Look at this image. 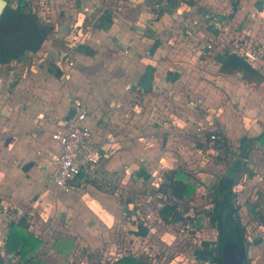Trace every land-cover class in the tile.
<instances>
[{"label": "crops", "instance_id": "crops-1", "mask_svg": "<svg viewBox=\"0 0 264 264\" xmlns=\"http://www.w3.org/2000/svg\"><path fill=\"white\" fill-rule=\"evenodd\" d=\"M46 1L48 4L49 0ZM51 1L50 11H36L43 21L55 26L54 32L40 50L28 52L21 62L0 64V71L2 70L0 87H3L6 81V86L0 92V98L4 92V99H7L4 104L0 103V114L6 116V124L0 122V129L10 131L4 136L5 139L2 140L3 136L0 137V145L4 143L3 141H8L13 147L7 148L10 152V160H14L12 158L14 155H21L20 158L25 161V168L30 170L28 172H32L37 178L41 173L44 175L48 185L55 190V192L44 190L42 194L45 199L46 197L53 199V193L61 195V199L54 204L48 205L44 202L38 210L40 214H36L32 222L29 214L28 221L30 230L46 243L45 251H39V254L41 252L43 254H38V257L50 264H62L60 261L63 258L71 259L73 254L63 251L66 248L61 247L59 242L68 244L81 241L85 248H95L104 242L115 243L119 240L120 234L116 232L121 226L123 234L127 229L132 232L130 236L135 242L139 239L152 238L155 227L150 219L151 216H149V224L152 225L147 228L129 208L132 201L123 202L119 188L113 187L111 191L103 190L97 183L98 179H103L100 176L101 166L104 175L118 178V181H122V175L132 182L140 180L142 184H146V177L151 178L157 174L158 177L152 182L156 191L163 183L167 170L179 167L187 169L175 165L174 162H178L176 158H140L137 152L132 153L133 151L124 148L127 146L126 142H131L133 146L141 145L142 141L152 145L158 140L157 142L161 141V145H164L169 140V143L174 142L176 146L180 143L187 149L189 147L187 143H193L198 146L199 155L214 159L215 146H212L207 139L210 132H217L221 136L216 146L222 150L221 155L228 153L224 149L227 143L231 148L233 147L231 139L241 136L253 138L264 133V80L261 83L248 82L242 73L226 74L220 71L222 61L230 52H235L238 45L247 46L252 43L256 48L262 47L264 17L261 13L264 12V0H200L201 6L197 10H193L194 5L188 1L177 0L182 7L178 9V13L184 14L183 17L174 11L172 13L171 10L174 8H170V12L164 13L162 17L156 16L146 0ZM235 2L237 6L233 5ZM210 8L222 10V14L215 13L213 17L215 19L213 30L200 26L194 29L192 20L199 21L200 19L195 20L197 15L202 16V13L205 11V14ZM208 34L213 35L212 39L207 36ZM207 43H212L213 48L207 56H204L203 52L207 50L204 46ZM65 50L76 51L79 57L85 58L91 56L88 51L93 53L97 50L111 51L113 57L121 55L123 61L117 67L126 71L129 78L126 79V75L116 78L112 74L102 78L109 86L116 82L123 84L128 82L129 87L136 89L132 92L138 96L134 101L126 98L127 95L132 98L131 93L124 94L126 89L123 95L116 99L119 100L118 105L121 109L119 113L124 114V110L131 108L135 117H138L132 124L123 121L118 127L129 131L132 128L129 136L111 133L108 130L103 139L98 137L96 132L98 126L89 117L91 106L95 108L94 101L85 90L88 88L89 79L83 80V85L80 78L87 73L82 69L83 67H77L75 62L62 63L60 59L56 57L54 59L57 51L65 53ZM46 57H50L48 59L50 62H43ZM31 58L35 59L31 65L32 72H28L26 65L25 73L20 80H16L14 86V73L12 71L6 73V69L13 64L23 65ZM249 63L264 75V55ZM55 65H61V70H65L63 77L61 73L55 78L51 77L50 67ZM83 66L88 67L84 64ZM61 70L56 69L54 73ZM63 79H66L65 82ZM61 81L65 83L62 88L58 86V83L62 85ZM221 86L226 90L222 95ZM227 91L242 116L230 111L232 118L224 120L222 113L216 110L220 98L227 97ZM61 93L64 96L61 97ZM71 94L78 95L88 104L86 124L92 129L96 139L103 142L107 137L117 135L120 139L118 144L121 143L122 148L117 154L99 163L94 177H79L74 182L72 191L65 193L50 178V173L55 170L54 158L60 152V147L52 139L51 134L67 120L76 116L70 99ZM37 97L40 102L33 103ZM60 98L68 107L67 113L60 114L61 106L56 108L57 106L53 105L54 117L49 120L43 108L55 102L50 99ZM122 103L124 107L121 106ZM104 114L103 111L102 115ZM144 116L149 117L146 119ZM104 124L105 121L101 123L102 126ZM142 129L147 133L144 135L139 133ZM222 135L227 138L226 141ZM28 138L31 139L30 142ZM263 141L264 135L253 145L246 142L242 148L244 152L252 148L247 151L248 154L243 155L242 152V156L240 155L241 160L255 165L254 168L251 167L256 172L264 166V162H259L260 158H264ZM29 144L40 148L35 152L27 151ZM108 153L109 150L105 151V156ZM169 163L172 165L169 166ZM260 174L257 172L253 175L260 178ZM196 175L199 177L200 173ZM158 215L162 220L159 212ZM50 228L55 231L57 229V236L52 239L54 243L45 242L48 233H52ZM2 229L0 259L4 255V244L9 233L7 222ZM53 234L55 235V232ZM122 255L123 253H119L118 256L110 259L115 261ZM8 256L12 261L16 258L13 254ZM86 259V263L90 264L88 255Z\"/></svg>", "mask_w": 264, "mask_h": 264}, {"label": "rangeland", "instance_id": "rangeland-1", "mask_svg": "<svg viewBox=\"0 0 264 264\" xmlns=\"http://www.w3.org/2000/svg\"><path fill=\"white\" fill-rule=\"evenodd\" d=\"M11 1L14 5L18 3V0ZM27 1L29 2L31 8L33 10L35 9V12L47 10L50 11L52 9L51 0L48 1V4L46 0ZM125 1L133 2L134 0ZM146 1L149 5V8L153 9L154 13H156V16L160 15L161 17L164 15V13L170 12V8H174V10H171L172 13L173 11L178 13V9L182 8L180 1L177 0ZM185 1H188L190 4L194 5L195 9L193 10H197V8L201 6L199 5L200 0ZM233 5L237 6V3L235 2ZM49 7L51 9H49ZM204 12L202 13V16L197 15L199 18H195V20L200 19L199 21L195 22L192 20V26L193 28L195 27L194 29H196L197 26H200L211 31L213 30L212 27H214L215 19L213 17L215 16V13L222 14V10L220 11L219 8H210L205 14ZM232 13L233 11L231 14ZM179 15L183 17L184 14ZM207 36L211 38L213 35L208 34ZM213 43L216 44V42ZM75 52L76 51L73 50H65V53H62V51H57L54 55V59L56 57L60 59L62 63L63 61H67L68 63L69 61L70 63L75 62L77 67H83L82 69L87 73L85 76H81L80 78H82L81 83H83V85L85 79H89L88 88L85 90L87 91L86 93L90 95L89 97H91L94 101L93 106L95 107L92 108L91 106L89 117L91 121L96 124V126H98V129H96L98 137L103 139L104 136H106V132H109L108 130H110L111 133L129 136L132 128L129 131L120 129L118 127L123 121H125L124 123L132 124L133 120H137L138 117H135V114L133 113L134 111L131 108L124 110V114L122 112L119 113V110L121 109L118 105L119 100L117 101L116 99L119 98L120 95H123L125 92L124 89H126V93L124 94L127 95L129 92L131 93L130 96L132 95V98H129L128 95L126 98L129 101H134L138 96L132 92H135L136 89H132L131 86L129 87L128 82L125 84L116 82L115 84L109 86V84L105 83L104 79L102 78V76L107 77L108 74H112L116 78L126 75V79H128V73L126 71H122L121 67H117L118 64L122 63L123 58L121 55H116L113 57V53L111 51L97 50L93 53L88 51L91 53V56L89 55L86 58L79 57ZM81 52L86 55L84 51ZM48 59H50V57H46V60L43 62L49 61ZM27 61L28 62H25L23 65L13 64V66H10L6 69V73L11 71L14 73V86L16 80H20L23 73H25L24 68L26 65H28V72H32L31 65L35 62V59L31 58ZM37 62L39 63L38 60ZM83 64L88 67L85 68ZM42 68L45 69L44 66H42ZM58 68L61 70V65H55L52 68L50 67L51 77L55 78L60 73L61 77L64 76L65 70L63 69L61 72L59 71L54 73L56 69L57 71L59 70ZM0 72H2V70ZM55 85H57V83ZM59 85L62 88L65 86V83L62 82V85L61 83H58V86ZM4 86H6V81L4 82ZM3 87H0V92ZM61 88L60 90L62 91ZM220 91L221 95L222 92H226L224 88H222ZM4 95L5 93L3 92V95H1L2 98H0V103L2 104L7 101V99H4ZM62 96H64L63 93H61V97ZM80 96H82V94ZM115 100L116 102H114ZM50 101L55 102H53L54 104L52 103L51 106L43 108V111L47 112L46 117H48L49 120L53 119L54 117L52 115L55 110L53 109L55 108L53 105L57 106L56 108L61 106L62 110H60V114L67 113L68 107L66 104H64L61 98L59 100L50 99ZM142 101L143 99L141 102ZM38 102H40L38 97L33 100V103ZM44 105L48 106L47 104ZM234 105L236 104L233 103V99L227 91V97L223 96L220 98L219 106L216 107V110L218 113H222L224 120H230L232 118L230 111H234L238 114V116H242L239 112V109ZM121 106L124 107V104L122 103ZM103 111L105 112L104 115H102ZM0 117V122H4V124H6V116L4 114H0ZM144 117L147 119L149 116ZM103 121L106 122L104 126L101 125ZM6 130L7 129L4 128L0 129V137L3 136L1 137L2 140L5 139L4 136L10 132ZM142 131L139 133H143V135L147 133L146 131ZM248 139L249 138L247 136L231 139L233 149L231 148V145L227 143L224 149L228 153L223 155H213L214 159H208L202 155H199L197 152L198 146L194 145L193 143H187L189 145L188 150L185 148V145H180V143H177L176 146L174 145V142L169 143V140H167L164 145H161V141L157 142L158 140H155L152 145L145 143V141H142L141 145L135 144V146H133L131 142H126L127 146L124 148H128L129 150L133 151L132 153H134V151L137 152V155L140 158H176L178 159V162L175 161V165L183 166L192 174V180L198 184V189L192 197L186 198V200L180 203V210L184 212L188 208L189 210L186 214H193L194 217L192 216V220L189 219L186 221L172 222L169 225L165 224L160 219L158 212L165 204L172 203V201L168 195H165L164 192L155 190V186L152 182H154L155 178L158 177L157 174L151 176L152 179L146 177V184H142L140 180L132 182L122 175V181H118V178L115 179V177L104 175L102 172L103 167L100 165V176L103 179H98L97 183L103 190L111 191L113 187L119 188L120 193L123 195V202L128 203V201H132V205L129 208L132 209L137 219L140 220L147 228L153 224L155 227L154 231H152L153 236L148 240L139 239L138 242H135L134 238L130 236L132 232L127 229V232L125 231L123 234V227L121 226V228H119L116 232L117 234H120L118 237L119 240L115 241V243L104 242L95 248H85L84 245H82L84 243L81 241L78 243L68 244L59 242L61 247L66 248L63 249V251L66 253L71 252L73 254L70 257L71 259L63 258L60 263L87 264L86 256L89 255V252L96 258L101 257L104 261H112L110 258L118 256L119 253L131 251L143 256V258L149 264H217L218 253L216 244L218 243L219 232L217 229V206L215 204L214 198L217 194L219 184L224 178L229 177L235 181V184L233 185L235 195L231 202V206L236 211L234 215H237L236 219L241 226L240 228H243L245 246L247 249L246 264H264V202L262 201L263 185L261 179L254 177L253 175L257 172H263L264 166L259 168L256 172L253 169L255 165L246 160H241L240 155L244 151L242 148ZM27 140L28 142L31 141L30 138ZM3 142L4 143H1L2 145H0V236L3 232L2 227L5 226L6 222L9 227V223L12 220H18L22 216H27L29 219V214L31 215L30 219L32 222L33 217L36 216V214H40V211L38 210L41 208L44 202H46L48 205H51V203L54 204L61 199V195L59 193H53V199H48V197L45 199L42 194L44 190H52L53 192H55V190L52 189L50 185H48L44 175L41 173L37 178L35 174L28 172L30 170L25 168V161L23 158H20L21 155H14L12 156L14 160H10V152L7 151V148L13 147L8 143V141ZM39 148V146L37 147L36 145L29 144L27 151L33 150L35 152ZM121 148V143L114 145V147H110L108 155L103 157L100 163H102L104 159L110 158L117 154ZM175 148H177V150ZM260 160L261 161L259 162H264V158H260ZM237 164L239 165L237 166ZM171 165L172 164L169 163V166ZM198 173H200L199 177L196 175ZM149 216H151L150 219L152 224H149ZM50 230H52V233H48L49 236H47V241L45 242L54 243L55 241L52 239H55V236H57V229L55 231L50 228ZM54 232L55 235L53 234ZM60 234H62L61 231ZM45 246L46 243L42 249L44 251L46 249ZM41 254H43V252H41L39 255ZM1 257L0 264H19L16 260L12 261L9 256L6 255L5 251L4 255ZM36 257L41 261H44L43 259L39 258L38 255Z\"/></svg>", "mask_w": 264, "mask_h": 264}, {"label": "trees", "instance_id": "trees-1", "mask_svg": "<svg viewBox=\"0 0 264 264\" xmlns=\"http://www.w3.org/2000/svg\"><path fill=\"white\" fill-rule=\"evenodd\" d=\"M54 30L55 26L43 21L31 8L27 0H18L16 5L10 1L4 12L0 14V64L21 62L28 52H38ZM220 71L226 74L242 73L248 82L261 83L264 80V75L260 70L249 63L244 56L235 52H230L225 57L221 63ZM263 135L264 133L257 137L249 138L247 142L253 145ZM222 138L225 141L227 139L224 135H222ZM251 148L246 150V152L243 151V155L248 154L249 152L247 151ZM234 184L235 181L232 178H224L219 184L214 198L217 206V229L219 232L218 243L216 244L218 254L223 236L232 234L234 231L231 222L232 214L236 212L231 206L235 195ZM197 185L192 180V174L181 167L169 169L165 172L164 181L158 190L168 195L172 201V203L165 204L159 210V214L165 223L192 220L193 214H186L188 213V208L182 212L180 203L196 193ZM219 200H222L223 205L228 210L224 216L218 211V206H221ZM236 217L237 215H235ZM236 237L245 245L243 228H240V232ZM44 244V240L30 230L27 216H22L18 220H12L9 223V233L4 244V251L6 255H15L14 261L16 260L17 263L50 264L36 257L39 251L43 249ZM217 257L219 258V256ZM88 258L90 264H149L143 256L131 251L123 253L115 261H103L101 257L96 258L92 254H89Z\"/></svg>", "mask_w": 264, "mask_h": 264}, {"label": "built area", "instance_id": "built-area-1", "mask_svg": "<svg viewBox=\"0 0 264 264\" xmlns=\"http://www.w3.org/2000/svg\"><path fill=\"white\" fill-rule=\"evenodd\" d=\"M261 16L264 17V12ZM204 47L207 50L203 52V55L207 56L213 44L207 43ZM237 47L235 53L251 62L264 55V42L261 48H256L252 43ZM70 99L76 116L67 120L51 134L52 139L58 143L60 152L54 158L55 170L50 173V178L65 193L72 191L74 182L79 177H94L100 161L105 156V151L120 142L117 135L109 136L103 142L98 141L92 129L86 124L89 113L88 104L75 94H71ZM207 139L212 146H215L214 155L221 154L222 150L216 147L221 140L220 134L210 132ZM260 179L263 185L262 201L264 202V170L260 174Z\"/></svg>", "mask_w": 264, "mask_h": 264}, {"label": "water", "instance_id": "water-1", "mask_svg": "<svg viewBox=\"0 0 264 264\" xmlns=\"http://www.w3.org/2000/svg\"><path fill=\"white\" fill-rule=\"evenodd\" d=\"M11 0H0V14L8 6ZM220 201V200H219ZM221 206H218V211L222 216L227 214L228 210L220 201ZM231 222L234 227L232 234H225L220 243L219 258L217 264H246L247 249L238 239L237 234L240 232V224L237 222L235 215L232 214Z\"/></svg>", "mask_w": 264, "mask_h": 264}, {"label": "flooded vegetation", "instance_id": "flooded-vegetation-1", "mask_svg": "<svg viewBox=\"0 0 264 264\" xmlns=\"http://www.w3.org/2000/svg\"><path fill=\"white\" fill-rule=\"evenodd\" d=\"M239 164H237V166H238Z\"/></svg>", "mask_w": 264, "mask_h": 264}]
</instances>
